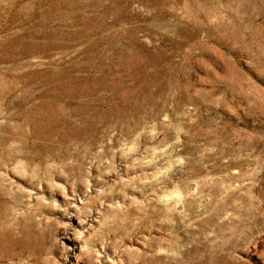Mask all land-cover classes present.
Instances as JSON below:
<instances>
[{
  "label": "rangeland",
  "instance_id": "374dc122",
  "mask_svg": "<svg viewBox=\"0 0 264 264\" xmlns=\"http://www.w3.org/2000/svg\"><path fill=\"white\" fill-rule=\"evenodd\" d=\"M0 264H264V0H0Z\"/></svg>",
  "mask_w": 264,
  "mask_h": 264
}]
</instances>
